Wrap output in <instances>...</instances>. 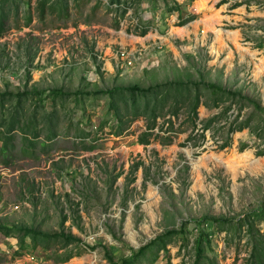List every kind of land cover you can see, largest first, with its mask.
<instances>
[{
	"label": "rangeland",
	"instance_id": "rangeland-1",
	"mask_svg": "<svg viewBox=\"0 0 264 264\" xmlns=\"http://www.w3.org/2000/svg\"><path fill=\"white\" fill-rule=\"evenodd\" d=\"M17 1V7L5 8L8 24L0 34V92L95 93L189 82L241 93L264 109V0H207L202 11L201 0H177L188 4L186 11L196 17L182 27L178 12L161 21L162 0L151 11L147 1L129 3L124 16L113 0H70L68 14L47 8L44 17L37 11L39 0ZM237 3L241 6L235 7ZM216 14L221 17L216 22L220 36L207 28ZM139 15L150 21L146 36L140 35ZM232 33H238L237 44L231 42ZM79 98L58 97L40 109L38 121L56 104L57 136L47 141L49 123H37L44 130L41 139L48 143L45 150L20 155L10 167L0 161V224L45 233L63 230L81 239V255L66 264H110L105 247L120 261L131 255V248L137 250L188 222L240 219L264 205V156L258 155L264 146V112L250 102L236 99L232 110L205 130L207 121L231 102L208 107L213 99L204 93L205 105L195 120L189 103L179 100L177 115L170 106L161 112L154 130L160 138L151 137L149 145H142L149 116L132 120L130 114L118 134L107 95ZM36 104V97L29 98L25 111L29 114ZM235 118L250 119V128L231 133ZM226 141L230 145L222 148ZM247 152L252 157H246ZM219 227L205 225L215 234L203 264H250L247 226L227 227L225 232ZM255 229L264 237V221L258 220ZM197 234L190 232L183 246V240L170 244V258L163 259L161 252L156 264H194ZM10 240L0 234V264H54L45 256H53L60 246L48 252L39 248L29 261L28 255L14 256L18 239ZM85 244L102 246L90 250Z\"/></svg>",
	"mask_w": 264,
	"mask_h": 264
},
{
	"label": "trees",
	"instance_id": "trees-1",
	"mask_svg": "<svg viewBox=\"0 0 264 264\" xmlns=\"http://www.w3.org/2000/svg\"><path fill=\"white\" fill-rule=\"evenodd\" d=\"M78 1V0H76ZM134 1H147L150 11L156 9L160 0H113V5L116 4L117 11H122L124 16L128 8L131 7ZM165 8L162 11L161 21H165L166 16L173 15L175 12L179 14L178 26L182 27L191 21H194L196 17L189 15L186 11L188 4H179L177 0H162ZM229 0H223L222 4L227 3ZM131 3V5H129ZM172 3V5H171ZM18 6L17 0H0V34L4 35L7 28L8 17L5 14V8L8 6ZM241 3H237L235 7H240ZM49 8L52 13H65L68 14L70 10V0H39L37 4V11L39 16L44 17L46 9ZM155 11V10H154ZM138 26H142L141 36H146L150 30V21L148 17L142 15L137 16ZM146 21V22H145ZM30 20L28 21V23ZM140 22V23H139ZM142 22V23H141ZM145 22V23H144ZM143 24V25H142ZM117 25H120L118 21ZM145 26V27H144ZM204 93H209L213 99L212 105L208 103V107L220 108L227 102H231L222 113L213 116L207 121L204 129H209L215 122L219 121L221 117L226 116L232 110V104L237 99L238 101H248L254 107L255 110L264 112L259 104L251 101L248 97H244L241 93L233 92L229 89L220 87L215 84H202V83H183V82H170L165 84L156 85L146 89H141L137 86L128 88H115L106 92L98 91L95 93H83L76 92L65 93L62 89L55 90H25L23 92L13 93L11 91L0 92V161L5 167H10L18 156H35L37 150L42 148L45 150L48 147L47 141H51L57 136V132L54 131L53 117L56 116V104H54L52 112L44 115L43 118L38 121V114L40 109H45L46 101L57 99L58 97H70L75 95L76 101H80L79 96L85 95H107L109 98V110L113 113V118L118 123V134L124 130V119L128 118L132 114V120L141 116H149L151 123L147 127L140 139L142 145H149L150 138L154 137L159 139L160 134L154 130L158 124V119L161 116V112L170 106L171 112L175 115L179 113V100L184 103H189V112L192 119H198V110L203 103L202 98ZM32 96V97H31ZM37 104L30 107L32 112L29 114L24 109V103L29 98L35 99ZM171 101H175L171 104ZM237 102V101H236ZM8 108V113L4 111ZM46 110V109H45ZM131 111V112H130ZM46 114V113H45ZM147 118V117H146ZM49 123L48 134L46 136L47 141H43L42 133L43 128H39L37 123ZM170 129L172 131L174 122L171 119L168 120ZM251 120L246 119L239 122V118H235L230 124V132H241L245 129H249ZM262 128L264 130V121H262ZM255 136L254 133L251 134ZM261 138V134H256V138ZM21 138L20 146L17 145L18 139ZM167 144L172 143V138L168 137ZM230 145L229 141H226L222 148H226ZM246 145L241 148V151L246 149ZM259 156H264V146L259 151ZM139 165H136L133 170L138 171ZM66 217L62 220L61 224L64 225ZM264 221V205L261 210L254 209L245 213L240 219H221L204 217L201 220L191 221L184 224L179 230L167 231L155 239L151 240L148 244L135 250L130 249V256H123L120 261L116 260L115 255L111 254L108 248L105 249L106 258L110 264H139L142 261H148V264H156L162 259L161 252H163V259L170 258V251L168 246L177 240H183L185 245L188 241L190 232L195 230L198 233L194 240L195 261L194 264H203L206 260V247L211 245V239L215 233L206 231L205 225L208 222L215 224L219 227L218 231L225 232L227 227L237 228L241 230L244 225L247 226V233L250 236L251 252H250V264H264V237L259 234V231L255 229L256 222ZM194 223L191 230L188 229V225ZM0 234L6 239L12 240L17 238L18 243L12 242L14 256L23 257L25 254L42 249L43 252H48L53 246L60 245L59 249L53 256H45L47 260H53L54 264H66L72 259L81 255V239L75 237L72 234H67L63 230L58 233H45L33 228L28 227H9L5 224H0ZM10 240V241H11ZM86 248L95 250L97 246L85 244ZM61 251V252H60ZM60 252V253H59Z\"/></svg>",
	"mask_w": 264,
	"mask_h": 264
},
{
	"label": "bare ground",
	"instance_id": "bare-ground-1",
	"mask_svg": "<svg viewBox=\"0 0 264 264\" xmlns=\"http://www.w3.org/2000/svg\"><path fill=\"white\" fill-rule=\"evenodd\" d=\"M206 1L207 0H201V5H200V7H199V10L200 11H202V10H204L205 9V6H206ZM221 20V17H220V15L219 14H216V15H214L213 17H211V19L209 20V25H208V30H210V31H212V32H216L217 33V35H219L220 36V30H216L217 28H216V24L217 23H219V21ZM217 22V23H216ZM230 38H231V42H233L234 44H237V42H238V33H232L231 34V36H230ZM241 51H246L245 49L243 50H241ZM245 156L246 157H252V152H247L246 154H245ZM263 160L262 159H257V162H262Z\"/></svg>",
	"mask_w": 264,
	"mask_h": 264
},
{
	"label": "built area",
	"instance_id": "built-area-1",
	"mask_svg": "<svg viewBox=\"0 0 264 264\" xmlns=\"http://www.w3.org/2000/svg\"><path fill=\"white\" fill-rule=\"evenodd\" d=\"M116 7H118L116 4H114ZM112 7H113V5H112ZM128 10H129V8H128ZM130 11V10H129ZM137 26H138V23H137ZM16 208H18V207H16ZM25 255H28L27 257H28V260L29 261H34L35 260V256L34 255H32V254H25Z\"/></svg>",
	"mask_w": 264,
	"mask_h": 264
},
{
	"label": "crops",
	"instance_id": "crops-1",
	"mask_svg": "<svg viewBox=\"0 0 264 264\" xmlns=\"http://www.w3.org/2000/svg\"><path fill=\"white\" fill-rule=\"evenodd\" d=\"M178 19H179V15H178Z\"/></svg>",
	"mask_w": 264,
	"mask_h": 264
}]
</instances>
